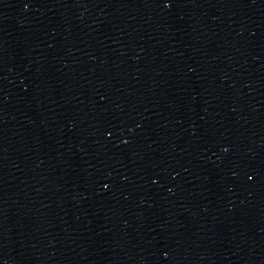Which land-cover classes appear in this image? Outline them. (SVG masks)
I'll return each instance as SVG.
<instances>
[{
	"label": "water",
	"instance_id": "1",
	"mask_svg": "<svg viewBox=\"0 0 264 264\" xmlns=\"http://www.w3.org/2000/svg\"><path fill=\"white\" fill-rule=\"evenodd\" d=\"M0 264H264V0H0Z\"/></svg>",
	"mask_w": 264,
	"mask_h": 264
}]
</instances>
